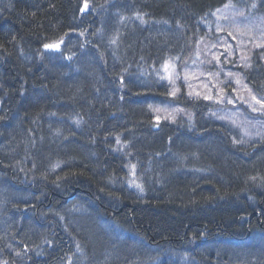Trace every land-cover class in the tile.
<instances>
[{"label": "trees", "instance_id": "1", "mask_svg": "<svg viewBox=\"0 0 264 264\" xmlns=\"http://www.w3.org/2000/svg\"><path fill=\"white\" fill-rule=\"evenodd\" d=\"M228 6L264 14V0H0V185L13 174L10 195L27 198L0 202V264H84L88 251L98 264H264V138L241 142L163 77ZM168 95L189 122L156 130ZM26 134L43 162L16 144ZM56 175L83 201L55 197Z\"/></svg>", "mask_w": 264, "mask_h": 264}, {"label": "rangeland", "instance_id": "2", "mask_svg": "<svg viewBox=\"0 0 264 264\" xmlns=\"http://www.w3.org/2000/svg\"><path fill=\"white\" fill-rule=\"evenodd\" d=\"M245 9L228 6L219 11L209 38L199 41L190 56L179 67L172 64L163 77L168 73L166 86L172 96L184 92L195 102L208 101L212 118L238 130L241 142L248 143L264 138V96L253 90L245 75L246 70H254L256 57L264 58V14L252 15ZM169 101L155 110L159 118L153 126L158 130L161 119L171 124L183 117L189 122L178 102ZM8 187L12 189L11 184ZM25 199L22 194L16 197ZM110 259L115 261L114 256Z\"/></svg>", "mask_w": 264, "mask_h": 264}, {"label": "bare ground", "instance_id": "3", "mask_svg": "<svg viewBox=\"0 0 264 264\" xmlns=\"http://www.w3.org/2000/svg\"><path fill=\"white\" fill-rule=\"evenodd\" d=\"M130 24L135 25L134 23H130ZM132 27L134 28V26H132ZM261 57L260 58L259 57H256V60L255 61L257 63H260V64H263L264 65V58H261ZM128 77L131 78V76H128ZM144 80H145V78L143 77V75H138L137 78H136V83H141ZM181 94H185V93L184 92H179V94L177 95V97H176V95H174V97L178 98ZM12 129H15V128H12ZM40 141H41L42 145H46V141H45L44 138L41 137ZM16 144L19 145V146H27V145L30 146L31 149H32V151H33V154H35V156L41 162H43L46 159L45 156H39L38 157L39 152L35 149L37 144H36V142H33L27 134L25 136H23L21 138V140H19L18 142H16ZM47 145H48V141H47ZM24 152H27L28 153V149H25ZM25 155L28 157L30 154H25ZM51 156H53L52 153H51ZM20 166L23 168V165L20 164ZM30 174H32V173H30ZM30 174L26 175L25 182H26V186H27L28 191L34 196V195H36V193H35V189H34L32 183H31V175ZM32 175H34V176L37 175V177H39L38 179L40 180V181L35 182V186L36 187L37 186H39V187L41 186L42 187L43 186V184H42L43 178H41L42 173L41 172H36V173H34ZM95 177H96L95 180L98 181L96 183L100 187H103V188H106L107 187V180H105L106 177H105V174L104 173H97L96 172L95 173ZM12 178H15V175L10 174V176L8 177V179H9V183L8 184H5V183L8 182V179L6 177H4L3 180H1V182H5L4 185H6V186L7 185L10 186V184L12 185V189L10 187L0 186V202L3 205H7L8 204L10 191H12L13 189H15L16 182L14 180H11ZM53 179L56 182L52 183L51 185L58 191V195H56L55 197L61 199L60 201H63L64 202V200H62L63 199L62 198V195H64V198H65L66 201L67 200H69V201L72 200V202L74 201L75 203L83 201L82 198H80L79 194H77V192H76V189H75V186H74V184H75L74 179L61 178L59 175H56ZM66 185L69 186V189H65V186ZM41 187L39 188L40 190H42ZM70 188H73L72 190H74V189L75 190L72 193H70V195H69L68 190H70ZM21 201L22 202H26L27 199L21 200ZM42 201L44 203L46 202L45 199H43ZM45 204L46 205H57L58 204V201H56V202L55 201H51V202L45 203ZM20 208H22V207H20ZM14 211H15L14 209L8 208L6 211H4V213H6L5 215L10 216L11 214L14 213ZM30 212H32L31 209H29V208L28 209L22 208L21 211H20L19 216H22V214H27V213H30ZM76 217L79 219V221L81 220L82 222H85V223H88L89 224L88 217H86L85 215H77ZM0 229L3 232V229H2V226L1 225H0ZM90 254H91V252L88 251L87 256L86 257H83L82 262L84 264H98L100 254H98V256L96 255V257L90 256ZM6 258L7 257L5 256V253H0V263L5 262L6 261ZM105 264H109V263H105Z\"/></svg>", "mask_w": 264, "mask_h": 264}]
</instances>
